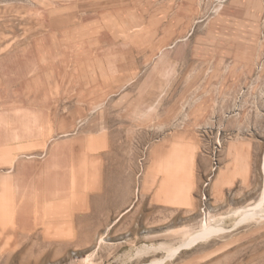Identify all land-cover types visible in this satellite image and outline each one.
I'll use <instances>...</instances> for the list:
<instances>
[{"label":"rangeland","instance_id":"1","mask_svg":"<svg viewBox=\"0 0 264 264\" xmlns=\"http://www.w3.org/2000/svg\"><path fill=\"white\" fill-rule=\"evenodd\" d=\"M263 190L264 0H0V264H264Z\"/></svg>","mask_w":264,"mask_h":264},{"label":"bare ground","instance_id":"2","mask_svg":"<svg viewBox=\"0 0 264 264\" xmlns=\"http://www.w3.org/2000/svg\"><path fill=\"white\" fill-rule=\"evenodd\" d=\"M264 191V190H263ZM261 206V205H260ZM250 211V210H249ZM262 211V210H261ZM251 212H253V210L251 211ZM257 212H260V209L258 208V211ZM242 213H244L243 211H242ZM236 214V213H235ZM244 214H246V215H242L243 217H242V219H246V218H250V219H253L252 217H253V215L254 214H250V215H248L247 214V212L245 211V213ZM257 216H258V214H256ZM260 215V214H259ZM259 217V216H258ZM248 218V219H249ZM242 219H240L238 222H240ZM247 219V220H248ZM251 221V220H250ZM243 222V221H242ZM237 224V222H235V224L234 225H232V226H235ZM206 226V225H205ZM222 228H224V227H222ZM215 229L214 227L213 228H205L204 229V227H203V229H201V232L200 233H197L194 237H193V243L194 242H196V240L198 241L199 239H203V240H206V239H208L213 233H215V232H217V231H227V229L225 230V229ZM233 229V228H232ZM229 230H231V229H229ZM187 242H189V241H187ZM181 247H183V246H181ZM181 247H178L177 249H175V250H172L171 251V253H169L168 254V258H170V257H174L180 250H181ZM188 247V246H187ZM150 248V247H149ZM151 249V248H150ZM154 248H152V250H153ZM157 250V249H156ZM170 251V250H169ZM163 261H160V262H157V263H159V264H161Z\"/></svg>","mask_w":264,"mask_h":264}]
</instances>
